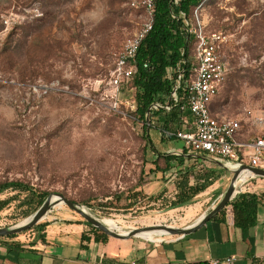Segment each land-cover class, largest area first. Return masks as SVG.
<instances>
[{
  "label": "rangeland",
  "instance_id": "1",
  "mask_svg": "<svg viewBox=\"0 0 264 264\" xmlns=\"http://www.w3.org/2000/svg\"><path fill=\"white\" fill-rule=\"evenodd\" d=\"M133 1L142 0H0V180L62 194L120 234L183 225V212L167 208L173 185L155 171L182 141L163 136L158 118L145 130L108 84L147 21ZM198 15L207 34L228 35L229 76L213 114L238 120L243 139L264 136V0H204ZM119 92L130 100L135 88ZM52 211L83 220L63 203ZM25 219L16 201L0 212V228Z\"/></svg>",
  "mask_w": 264,
  "mask_h": 264
},
{
  "label": "crops",
  "instance_id": "2",
  "mask_svg": "<svg viewBox=\"0 0 264 264\" xmlns=\"http://www.w3.org/2000/svg\"><path fill=\"white\" fill-rule=\"evenodd\" d=\"M237 140L246 139L240 135ZM175 147L172 154L183 156V165L176 166L173 162L170 174L163 175L168 180L165 185H173L174 195L180 170L185 172L194 165L197 169L207 167L217 172L213 183L192 204L173 209L183 212L182 228H190L217 206L232 174L215 158L203 153H185L184 143L180 148ZM261 179H256L255 186L249 183L252 180L246 182L242 189L264 192ZM195 181L194 170L190 184ZM256 216L253 226L242 229L235 224L229 203L224 215L217 214L186 235L158 234L151 239L138 235L124 239L109 236L102 240L82 219L51 211L42 221L45 226L41 230L0 239V264H209L229 256L236 258V264H264V203L258 207Z\"/></svg>",
  "mask_w": 264,
  "mask_h": 264
},
{
  "label": "trees",
  "instance_id": "3",
  "mask_svg": "<svg viewBox=\"0 0 264 264\" xmlns=\"http://www.w3.org/2000/svg\"><path fill=\"white\" fill-rule=\"evenodd\" d=\"M204 0H155V11L152 18V29L141 40L135 65L137 68L133 76L136 101V110L133 117L144 124L145 130L153 127L152 120L158 118L163 123V131H171L179 125L180 108L186 102V84L191 69V56L193 54V38L188 33L186 20L193 19L194 10ZM147 65V66H145ZM178 68L185 71L182 88L177 92L176 100H171V111L163 108H154V105H165L169 102L174 79L173 71ZM175 73V72H174ZM173 127V128H172ZM173 129V130H174ZM148 137V136H147ZM149 145L154 149L153 143L147 138ZM170 139L179 140L176 137ZM188 153L187 149L184 150ZM158 157H160L158 155ZM164 165L155 160V171L165 175L174 167L183 165V156L175 154L161 155ZM197 160V159H195ZM196 171L195 184H190L192 174ZM176 182L177 192L170 201L168 209H175L192 204L196 197L204 192L214 181L217 172L207 167L197 169L194 165L178 172ZM12 193L6 198L0 197V212L7 209L17 201L22 209L23 218L32 216L49 196V193L36 189L29 183L19 180H0V196ZM264 203V192L250 193L240 192L230 202L234 210L235 224L247 229L256 223L258 207ZM225 214V208L219 216ZM83 221L90 230L102 240L108 239V235L94 228L89 222ZM45 225L41 222L27 231L41 230ZM18 234L2 238H14ZM0 238V239H2ZM84 238V237H83Z\"/></svg>",
  "mask_w": 264,
  "mask_h": 264
},
{
  "label": "built area",
  "instance_id": "4",
  "mask_svg": "<svg viewBox=\"0 0 264 264\" xmlns=\"http://www.w3.org/2000/svg\"><path fill=\"white\" fill-rule=\"evenodd\" d=\"M132 7L144 9L148 15L143 27L129 38L122 52L118 55L111 72L109 85L114 88L115 104L136 110V101H120V90H133V76L137 71L135 59L139 45L144 36L152 29V18L155 11V0L133 1ZM202 5V4H201ZM200 5V6H201ZM194 18L186 20L188 33L193 38V54L190 58L191 69L186 84V102L181 106L183 115L179 125L172 131H163L166 138L176 137L184 143L191 153H203L234 169L242 165L264 169V136L238 141L241 135V123L233 119H221L211 110L214 98L219 94L229 76V65L225 59L223 48L228 42V35L223 33L207 34L201 25L198 9ZM147 66V65H145ZM175 72V73H174ZM185 71L178 68L173 71V90L169 102L156 104L154 108L171 111L170 102L176 100L177 92L182 88ZM245 173V172H244ZM240 176L238 193L249 192L242 185L259 177L246 172ZM209 264H236V258L229 256L221 260H212Z\"/></svg>",
  "mask_w": 264,
  "mask_h": 264
},
{
  "label": "water",
  "instance_id": "5",
  "mask_svg": "<svg viewBox=\"0 0 264 264\" xmlns=\"http://www.w3.org/2000/svg\"><path fill=\"white\" fill-rule=\"evenodd\" d=\"M220 166H222L224 169L228 170L232 174V178L230 181V184L223 195L220 202L217 204V206L210 211L205 217H203L200 222H198L196 225L190 227V228H175L172 226L167 225H155V226H149L144 227L140 229L132 230L126 234H120L116 231L111 230L110 228L106 227L102 222L99 221V218H96L92 213L87 211L83 205L78 204L67 197L63 196L62 194H57L55 197H57V200L53 199V196L49 195L46 201L43 203V205L40 207L39 210H37L32 216L25 219L23 222L6 228H0V238L6 237L9 235L14 234H20L24 231H27L34 227L35 225L41 223L46 216L53 210V208L58 204H65L68 206L71 210H73L75 213L80 215L84 220L89 222L94 228L100 230L101 232L107 234L108 236L114 237V238H130L133 236H137L140 233L146 232V231H155V230H164L166 233L171 235H186L192 232L193 230L201 227L204 225L207 221L214 218L217 214L220 213L221 210H223L231 201L232 199L238 194L239 186H240V176L241 173L248 172L250 174H253L259 178H264V169L263 168H255L248 165H242L239 168H229L226 164L216 161Z\"/></svg>",
  "mask_w": 264,
  "mask_h": 264
},
{
  "label": "bare ground",
  "instance_id": "6",
  "mask_svg": "<svg viewBox=\"0 0 264 264\" xmlns=\"http://www.w3.org/2000/svg\"><path fill=\"white\" fill-rule=\"evenodd\" d=\"M232 168V167H230ZM242 175H245V177L248 175L246 172L243 173ZM54 200H57V197H53ZM100 222H102L106 227L110 228L111 230L115 231L116 230V223L111 220V219H104V220H100ZM126 234V233H124ZM158 234H167L164 230H155V231H146L143 233L138 234V236L146 238V239H151L152 237H154V235H158ZM155 238V237H154Z\"/></svg>",
  "mask_w": 264,
  "mask_h": 264
}]
</instances>
